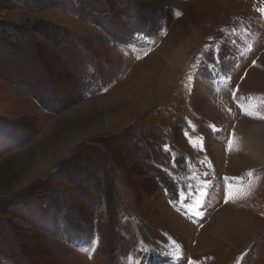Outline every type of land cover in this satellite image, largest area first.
<instances>
[{
	"label": "rangeland",
	"instance_id": "1",
	"mask_svg": "<svg viewBox=\"0 0 264 264\" xmlns=\"http://www.w3.org/2000/svg\"><path fill=\"white\" fill-rule=\"evenodd\" d=\"M3 207L0 264H264V0H6Z\"/></svg>",
	"mask_w": 264,
	"mask_h": 264
},
{
	"label": "trees",
	"instance_id": "2",
	"mask_svg": "<svg viewBox=\"0 0 264 264\" xmlns=\"http://www.w3.org/2000/svg\"><path fill=\"white\" fill-rule=\"evenodd\" d=\"M5 1L6 0H0V5H2ZM0 211L5 212V211H7V208L4 209V207H3V208L0 209Z\"/></svg>",
	"mask_w": 264,
	"mask_h": 264
},
{
	"label": "snow or ice",
	"instance_id": "3",
	"mask_svg": "<svg viewBox=\"0 0 264 264\" xmlns=\"http://www.w3.org/2000/svg\"><path fill=\"white\" fill-rule=\"evenodd\" d=\"M197 204H199V201H197ZM193 207H195V206H193Z\"/></svg>",
	"mask_w": 264,
	"mask_h": 264
}]
</instances>
